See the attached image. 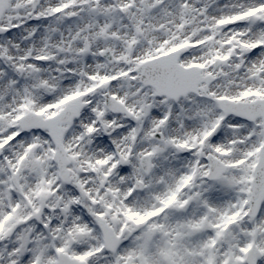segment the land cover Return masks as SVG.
Returning <instances> with one entry per match:
<instances>
[{"label":"snow or ice","instance_id":"obj_1","mask_svg":"<svg viewBox=\"0 0 264 264\" xmlns=\"http://www.w3.org/2000/svg\"><path fill=\"white\" fill-rule=\"evenodd\" d=\"M0 264H264V0H0Z\"/></svg>","mask_w":264,"mask_h":264}]
</instances>
